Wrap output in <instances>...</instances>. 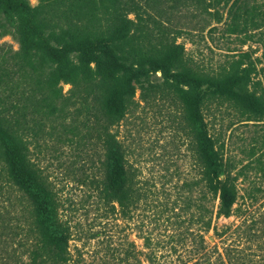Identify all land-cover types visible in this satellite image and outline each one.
Segmentation results:
<instances>
[{"label": "trees", "instance_id": "1", "mask_svg": "<svg viewBox=\"0 0 264 264\" xmlns=\"http://www.w3.org/2000/svg\"><path fill=\"white\" fill-rule=\"evenodd\" d=\"M182 1L210 15L225 38L242 36L245 43L264 27V0ZM37 2L31 7L27 0H0V14L14 27L19 45L17 51L0 54V185L13 189L18 203H24V228L16 225L18 216L13 219V233L21 236L13 264H20L22 257L23 264H70L69 228L60 218L57 194L39 166L44 150L98 147L100 177L93 181L97 197L121 218H130L140 195L113 129L137 105L136 91L144 103L163 93L180 103V122L199 167V178L190 187H199L200 192L183 207L190 212L189 229L198 227L196 233L190 232L198 238L195 249L204 248V234L210 231L222 238L231 227H217L214 221L234 214L237 175L224 162L203 111L213 103L226 104L245 122H264V90L250 89L253 62L248 54L228 59L213 73L197 69L177 42L181 31L172 34L152 14L155 0ZM258 35L264 47V30ZM157 72L161 83L150 79ZM61 83L70 86L66 94ZM4 194L0 192V197ZM3 199L11 204L9 197ZM258 223L263 224L258 229L262 244L263 221H251L243 229L236 226L233 232L241 230L238 238L249 242ZM140 238L148 249L150 237ZM241 250L227 245L219 255L220 264H248ZM132 251H126L123 261L132 256L136 264H144L139 258L144 256L156 264L154 253Z\"/></svg>", "mask_w": 264, "mask_h": 264}, {"label": "rangeland", "instance_id": "2", "mask_svg": "<svg viewBox=\"0 0 264 264\" xmlns=\"http://www.w3.org/2000/svg\"><path fill=\"white\" fill-rule=\"evenodd\" d=\"M27 1L31 7L38 3ZM187 5L182 0H155L152 14L172 34L181 31L177 42L184 46L190 63L201 71L216 72L228 59L247 53L253 62L250 89L262 93L264 47L258 34L264 27L242 43V36L223 37L221 26L210 15ZM18 48L14 27L0 14V54ZM46 67L50 69L52 65ZM150 79L154 83L162 81L159 72ZM60 86L64 94L70 88L65 83ZM134 100L137 105L113 129L125 150L126 165L140 195L130 218H121L97 197L93 181L100 177L98 147H57L38 156L39 166L60 202V218L69 228V263L136 264L132 256L123 261L126 251L133 250L132 253H154L158 257L156 264H220L224 247L232 245L242 249L248 264H264V242L259 244L258 240V229L263 224L255 225L246 243L238 238L239 233L243 235L241 230L233 232L236 226L243 229L251 221L264 223V122H245L226 104L213 103L203 111L210 134L222 147L224 162L230 166L231 174L237 175L238 199L232 216L214 221L217 227L230 226L229 232L233 233L227 232L222 238L215 237L212 231L204 234V248L197 252L194 240L198 238L190 232L196 233L198 227L194 224L189 229L190 212L183 207L188 198L197 197L200 192L199 187H190L199 178V167L180 122L181 105L167 93L144 103L136 91ZM0 192L5 193L0 197V264H13L14 252H20L17 245L21 237L13 233V219L18 216L16 225L24 228V203H18L19 195L10 187L0 185ZM5 197L11 199V204L3 201ZM142 236L151 239L148 249L143 248ZM139 258L149 264L144 256ZM19 263H24V257Z\"/></svg>", "mask_w": 264, "mask_h": 264}]
</instances>
